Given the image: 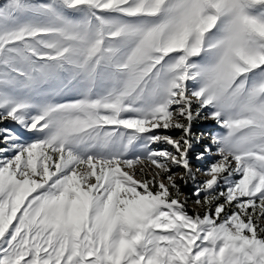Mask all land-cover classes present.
Here are the masks:
<instances>
[{
	"label": "snow or ice",
	"instance_id": "6c2138e0",
	"mask_svg": "<svg viewBox=\"0 0 264 264\" xmlns=\"http://www.w3.org/2000/svg\"><path fill=\"white\" fill-rule=\"evenodd\" d=\"M0 264H264V0H0Z\"/></svg>",
	"mask_w": 264,
	"mask_h": 264
},
{
	"label": "rangeland",
	"instance_id": "374dc122",
	"mask_svg": "<svg viewBox=\"0 0 264 264\" xmlns=\"http://www.w3.org/2000/svg\"><path fill=\"white\" fill-rule=\"evenodd\" d=\"M193 130L196 131V132L204 131L205 133H209V132H212V131H216L218 129L216 128V126L214 125V123L208 122V123L200 124V125L194 127ZM177 134L178 133H174V135H177ZM202 143L203 144L209 143V140L208 139H205V140L202 141ZM197 150H199V146H198V149ZM193 163H194V165L196 164L195 161H193ZM205 163H207V162H205ZM200 166L203 167L204 165H200ZM184 191L185 192H190V189L189 188H186V189H184ZM189 211L190 212L192 211V206L191 205L189 207Z\"/></svg>",
	"mask_w": 264,
	"mask_h": 264
}]
</instances>
